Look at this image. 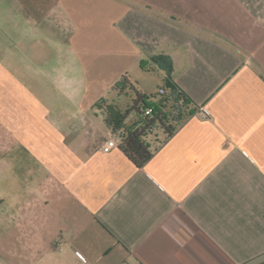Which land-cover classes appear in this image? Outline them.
Wrapping results in <instances>:
<instances>
[{
  "label": "crops",
  "instance_id": "1",
  "mask_svg": "<svg viewBox=\"0 0 264 264\" xmlns=\"http://www.w3.org/2000/svg\"><path fill=\"white\" fill-rule=\"evenodd\" d=\"M6 1L12 33L60 28L68 56L0 37V159L31 155L37 174L4 264H264V0ZM91 41L129 69L169 59L193 102L143 168L102 151L97 105L123 73L89 70Z\"/></svg>",
  "mask_w": 264,
  "mask_h": 264
},
{
  "label": "rangeland",
  "instance_id": "2",
  "mask_svg": "<svg viewBox=\"0 0 264 264\" xmlns=\"http://www.w3.org/2000/svg\"><path fill=\"white\" fill-rule=\"evenodd\" d=\"M10 7L11 5L6 0H0V30L2 32L0 37H2V45L4 42V45H10L13 54H18L19 51H28V54H50L52 58H57L59 55L68 56V46L66 45L67 42H65L66 35L60 28L49 30L36 29L27 38L12 33L5 22V18L10 16L12 12ZM99 44L98 42L91 41L87 49L82 48L81 43L79 44L83 50L84 61H86V66L89 67V70L95 73L104 71L105 75H111L112 77L119 72L123 73L116 80L110 92H107L100 98L114 101L123 111L131 110L136 93L129 89L127 90L128 94L119 95V92L114 89L126 74L132 81L139 82L138 90L143 91L150 98L148 102H156L160 98L159 89L164 85L165 72L160 68L143 71L139 64L130 69L126 68L125 63L117 61L115 56L117 50L112 48V46L104 47L105 43ZM2 45L0 46V53L5 50ZM154 95H157L156 98H152ZM136 118V112H131L126 120V124L128 126L131 125ZM17 159H19L16 160L18 165L14 169L10 166L13 164L11 157L4 155L0 159V240H3L10 227L14 225L17 210L28 198L31 185L37 177V174L29 172L36 168L35 159L31 155L24 153L18 156ZM0 260V264H4L5 260Z\"/></svg>",
  "mask_w": 264,
  "mask_h": 264
},
{
  "label": "trees",
  "instance_id": "3",
  "mask_svg": "<svg viewBox=\"0 0 264 264\" xmlns=\"http://www.w3.org/2000/svg\"><path fill=\"white\" fill-rule=\"evenodd\" d=\"M151 60L166 74L164 85L159 89L160 98L156 102H148L150 98L138 90L126 74L114 89L119 95L128 94L129 89L136 93L131 110L123 111L115 102L109 103L105 99H101L97 105L105 107L106 122L112 133H123L119 148L138 168L148 164L157 147L172 138L195 112L192 100L172 79L171 61L163 56L153 57ZM141 68L147 71L142 64ZM149 109L153 112L146 116L145 113ZM133 111L136 112L137 118L127 127L126 120Z\"/></svg>",
  "mask_w": 264,
  "mask_h": 264
},
{
  "label": "built area",
  "instance_id": "4",
  "mask_svg": "<svg viewBox=\"0 0 264 264\" xmlns=\"http://www.w3.org/2000/svg\"><path fill=\"white\" fill-rule=\"evenodd\" d=\"M152 112H153L152 109H149L145 114L146 116H149ZM199 116L204 120L209 118V114L203 109L201 110ZM122 135H123L122 132H118L111 139L109 138L106 144L103 145L102 151L104 153H111L113 150L117 149L121 145Z\"/></svg>",
  "mask_w": 264,
  "mask_h": 264
}]
</instances>
